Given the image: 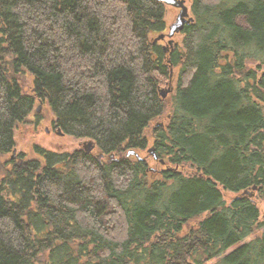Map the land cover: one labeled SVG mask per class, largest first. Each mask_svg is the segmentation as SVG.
<instances>
[{"label":"trees","instance_id":"1","mask_svg":"<svg viewBox=\"0 0 264 264\" xmlns=\"http://www.w3.org/2000/svg\"><path fill=\"white\" fill-rule=\"evenodd\" d=\"M165 7L0 0V264H264V0H190L166 50ZM36 104L105 158L19 140Z\"/></svg>","mask_w":264,"mask_h":264},{"label":"rangeland","instance_id":"2","mask_svg":"<svg viewBox=\"0 0 264 264\" xmlns=\"http://www.w3.org/2000/svg\"><path fill=\"white\" fill-rule=\"evenodd\" d=\"M186 4L188 5L189 13L191 14L190 0H186ZM177 12H178V9H176L174 7H171V6L165 7V19H166V29L164 31L165 33H167V31H168L167 27L169 26V24L172 21H174L176 15H177ZM181 40H182L181 34L174 35L173 36V45L176 44L177 42H181ZM160 43H162L164 45L165 50L169 46L167 43V38H165L164 40H160ZM24 78H25V83H26L27 87H29V85L31 83L30 77H28L26 74V75H24ZM168 87H171L172 88L171 92H173L174 87H175V76L172 77V79L168 80L164 85L161 86V88H168ZM170 93H168L166 95V97H168L170 95ZM38 105L39 104H36V106H38ZM35 114L37 116L33 115L30 118L31 123H29L25 126L23 125L20 128H17L16 135H17V138L19 140L22 141V140H25L27 137H29V138L32 137V138H34L33 140L38 141L39 145H41L45 148L56 150L58 152H65V151H72V150L80 149L82 147L81 143L83 141L88 140V139H84V138H74V137H70V136H66V135H62V134L61 135L57 134L56 133L57 129L54 130V128L52 127V124H51V115L46 110H44L42 105H41L40 111L36 112ZM34 123H36V125H34ZM32 128L34 129V131H32ZM18 146L21 149V147H20L21 142H18ZM93 153L96 154L95 151H93ZM146 154H148L147 150L140 153L141 156H146ZM148 160L150 161V157L148 158ZM187 168L188 167H185V172H187L186 171ZM190 172H193V171H190ZM190 172H188V173H190Z\"/></svg>","mask_w":264,"mask_h":264},{"label":"water","instance_id":"3","mask_svg":"<svg viewBox=\"0 0 264 264\" xmlns=\"http://www.w3.org/2000/svg\"><path fill=\"white\" fill-rule=\"evenodd\" d=\"M167 6H171V7H174L176 9H178V12H177V15L174 19V21H172L169 26H168V31L167 33L165 32H161L160 34H158L155 38H154V41H158V40H163L165 38H167V43L168 45H172L173 43V36L182 31L184 29V27L186 25H188L189 23H191L193 21V17L189 15V11H188V7L185 3V0H157ZM172 90L171 87H168V88H160L159 89V94L162 98H165L166 95L168 93H170ZM41 109V104H39L37 107H36V112H39ZM57 134L61 135L62 132L61 130L58 128L57 131H56ZM94 147V144L91 140H88L84 143V148L86 151H90L92 150ZM147 152L149 155H151L154 159H157V154L155 153L154 151V148L153 146H150L148 149H147ZM15 154V149H13V155ZM102 154H100L101 156ZM127 156H134L137 160H140L142 159V157L139 155L138 152H136L135 150L133 149H129L126 153ZM109 159L112 160V159H116L114 158L113 154H109ZM160 162H163L162 159H160ZM251 190H256V186H252ZM243 194H246L248 196H253V193L249 190H245L242 192Z\"/></svg>","mask_w":264,"mask_h":264},{"label":"flooded vegetation","instance_id":"4","mask_svg":"<svg viewBox=\"0 0 264 264\" xmlns=\"http://www.w3.org/2000/svg\"><path fill=\"white\" fill-rule=\"evenodd\" d=\"M81 146L83 147V142L81 143ZM101 158H105V156L101 157Z\"/></svg>","mask_w":264,"mask_h":264}]
</instances>
